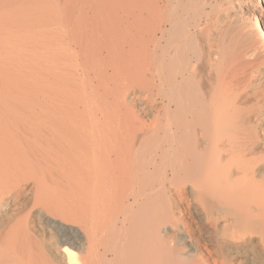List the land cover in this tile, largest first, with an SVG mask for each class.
Here are the masks:
<instances>
[{"label":"bare ground","instance_id":"1","mask_svg":"<svg viewBox=\"0 0 264 264\" xmlns=\"http://www.w3.org/2000/svg\"><path fill=\"white\" fill-rule=\"evenodd\" d=\"M0 264H264V0H0Z\"/></svg>","mask_w":264,"mask_h":264}]
</instances>
